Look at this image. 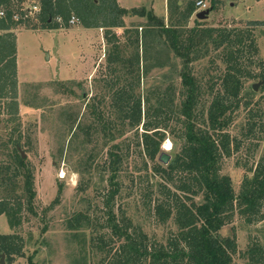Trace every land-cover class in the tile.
Masks as SVG:
<instances>
[{"label": "trees", "instance_id": "16d2710c", "mask_svg": "<svg viewBox=\"0 0 264 264\" xmlns=\"http://www.w3.org/2000/svg\"><path fill=\"white\" fill-rule=\"evenodd\" d=\"M24 1L0 0V10H5V15L0 16V30L3 31L0 33V100L5 99V105L12 113L19 112L17 34L14 29L20 26L26 29L69 27L71 17L76 16L85 27H105L106 37L112 41L115 37L112 28L125 26V15L147 16L153 24L148 22L144 37L167 34L168 53L171 50L183 60L179 69L182 77L179 96H176L175 84L165 89L160 84L144 94L137 91L142 77L149 75L150 70L166 65L158 48L154 44H127L124 48L121 44H113L106 55L110 73L122 72L126 78L116 75V79L105 80L108 90H112L110 107L115 116L94 110L101 127L97 130L109 135L111 140L117 137V132L123 134L134 130L132 143L135 151L145 158L144 169L148 168V158L154 161L160 155L168 131L174 142L180 144L168 164L155 162L154 169L162 179L157 182V189L149 183L147 192H143L149 211L158 221L172 220L178 227L167 244L159 241L149 244L147 235L130 231L116 219L113 202L120 190L117 178L123 156L119 153L120 144L111 148L108 158L110 190L106 200L109 223L104 228H110L111 236L119 239L121 245L106 264H238L234 257L238 252L236 230L232 236H223L220 231L233 223L236 215L247 225L264 217V154L255 167L250 166L249 158H237L238 166L253 172L244 177L239 191L235 189L232 177L223 173L224 160L240 151L246 140L253 145H249V154L254 157L255 148L264 138V98L249 108L248 122L242 126L240 134L228 130L238 116L236 111L242 105L249 107L252 103L254 92L245 89L246 81L264 79L262 61L259 63L262 70L248 69L255 62L253 55L258 52L253 34L225 26H186L198 8V0H187L186 5H181L180 0H169V14L174 19L170 25L145 6L127 9L117 0H35L40 6L35 17L26 15L25 5H20ZM212 7L216 8L215 5ZM16 13L20 14L19 19L14 18ZM201 44H212L215 49H221V59L225 63L224 71L218 77L221 89L214 93L207 106L201 83L189 67L193 60L203 55ZM128 49H131L129 56ZM140 127L144 130L142 133ZM130 142L126 144L129 153ZM11 143L10 158L0 162V215L5 214L14 229L22 223L25 207L36 213L33 208L36 189L33 171L19 150L20 142L14 140ZM20 183L22 194L18 192ZM78 220L71 223L73 228L79 227ZM104 237L98 238L99 248L109 244ZM20 241L22 239L15 234H0V253L6 254L9 264L11 257L22 251ZM253 242L248 254L251 255L250 262H258L263 257L264 246L258 240ZM29 262L38 264L32 256Z\"/></svg>", "mask_w": 264, "mask_h": 264}, {"label": "rangeland", "instance_id": "374dc122", "mask_svg": "<svg viewBox=\"0 0 264 264\" xmlns=\"http://www.w3.org/2000/svg\"><path fill=\"white\" fill-rule=\"evenodd\" d=\"M120 1L123 7L146 2L147 10L154 9L155 2L158 14L166 8L164 0ZM186 1L180 0V4L186 5ZM204 1L207 8L212 9L214 5L216 8L205 19L196 16L197 11L202 10L197 8L186 26H225L251 32L258 52L253 55L255 62L248 69L253 72L262 70L259 63H264V0H215L214 5L213 0ZM34 4L37 6L35 11ZM20 5H25V9L32 6L34 12L30 11V17L37 16L40 11L35 0H25ZM128 21L132 29L142 22L143 31L148 22L153 24L147 16L128 17ZM165 21L170 25L174 19L166 13ZM78 25L82 24L71 23L69 28L26 29L20 26L14 29L18 45L19 112L12 113L6 107L5 99L0 100V162L8 161L12 152L11 142L19 141V150L24 152L34 174L36 197L33 208L36 213L25 207L22 223L14 229L10 227L7 216L0 215V234H15L23 243L21 253L11 257V264H30L31 256L38 264H106L120 250L121 241L111 236L110 228H104L109 223L106 200L111 172L108 158L115 144H120L119 153L123 156L117 178L120 190L113 202L118 222L128 226L130 231L147 235L149 244L154 241L167 244L169 237L178 230L172 220L166 223L158 221L143 199L148 184L156 190L157 182L162 180L154 169L155 162L165 165L160 161V155L154 161L148 158V168L144 169L145 158L135 151L132 143L134 130L123 134L117 132L114 140L97 130L101 127L94 110L113 115L110 107L112 90H108L105 80L116 79V75L121 79L126 77L122 72L110 73L107 66L106 55L113 45L108 42L107 30ZM135 39V36L124 37L120 44L123 48L127 44H137ZM141 41L140 44H154L166 65L143 76L137 91L145 94L157 85L161 84L165 89L175 84L176 96H179L182 85L179 69L183 60L171 50L168 53L170 41L167 34L142 37ZM200 48H203V55L193 60L189 67L201 83L202 97L207 100V106L214 93L221 89L218 77L223 73L225 63L221 59V49H215L212 44H201ZM126 53L129 56L131 49ZM258 81L250 78L245 83V89L254 92L252 103L249 107L242 105L236 111L238 116L228 128L232 134H240L248 122L249 108L264 98L263 84L258 90L253 89V84ZM139 131L142 133L144 130L140 127ZM166 134L161 153L167 152L173 158L180 144L174 142L169 131ZM168 141L169 149L166 148ZM129 142L132 143L130 153L126 147ZM250 143L246 140L240 151L224 160L223 173L232 177L237 191L244 177L253 174L238 166L237 158H249L250 166L255 167L264 154V138L255 148L254 157L249 154L250 146H253ZM21 186L20 183L19 194H22ZM76 218L79 219V227L73 228L71 223ZM234 230L238 241L235 261L238 264H264V254L258 262H250L251 255L248 254L253 241L258 240L264 246V217L247 225L236 215L233 223L225 225L220 232L223 236H232ZM102 236L109 243L105 248L98 247V238ZM4 264H9L6 255Z\"/></svg>", "mask_w": 264, "mask_h": 264}, {"label": "crops", "instance_id": "0c3cea01", "mask_svg": "<svg viewBox=\"0 0 264 264\" xmlns=\"http://www.w3.org/2000/svg\"><path fill=\"white\" fill-rule=\"evenodd\" d=\"M118 1V4L121 6V7H123V5H121V1L120 0H117ZM165 1V6H166V8L163 10V12H162V14H158L157 13V11H156V8H155V2H154V5H153V7H154V9H152V8H150V10H154L153 12L157 15V16H159V17H163L164 19H166V13H169V0H164ZM179 3H180V1H179ZM143 4V3H142ZM139 4V5H131V6H129V7H124V8H127V9H130V8H134V7H143V6H145V4H146V2H145V4ZM146 7V6H145ZM168 15V14H167ZM170 15V14H169ZM132 16H139V15H130V14H128V15H125L124 16V22H125V26H118V27H113L112 28V31H113V34H114V38H113V40L112 41H109L108 40V42L109 43H111V44H120V42H122V38H124V37H132V36H135L136 37V41H135V43H137V44H140L142 41V37H144V34H143V23L141 22V24L140 25H138V26H135V28L134 29H132V28H130L129 26H128V17H132ZM165 16V17H164ZM142 17V16H141ZM80 23V22H79ZM72 27V26H71ZM78 27H84V28H96V27H85V26H83V25H78ZM139 27V28H138ZM140 27L142 28L141 30H140ZM65 28H69V27H65ZM98 29L99 30H102V31H104V29H106L105 27H98ZM107 30V29H106ZM137 30V31H136ZM143 31V32H142ZM138 34H139V36H138ZM103 37H104V33H103ZM104 39H105V37H104ZM108 63V62H107ZM17 65H18V45H17Z\"/></svg>", "mask_w": 264, "mask_h": 264}, {"label": "water", "instance_id": "95a60500", "mask_svg": "<svg viewBox=\"0 0 264 264\" xmlns=\"http://www.w3.org/2000/svg\"><path fill=\"white\" fill-rule=\"evenodd\" d=\"M211 8H206V9H202V10H199L197 13H196V16L199 18V19H205L209 16V14L211 13ZM264 83V79L263 80H259L257 83H254L253 84V89L254 90H258V88ZM22 155L25 156L24 152L22 151ZM160 161L165 163V164H168L171 160V156L167 153V152H162L160 154V157H159ZM5 253H0V257H1V264H4V257H5Z\"/></svg>", "mask_w": 264, "mask_h": 264}, {"label": "built area", "instance_id": "2783aa9c", "mask_svg": "<svg viewBox=\"0 0 264 264\" xmlns=\"http://www.w3.org/2000/svg\"><path fill=\"white\" fill-rule=\"evenodd\" d=\"M197 6H198V9H206L207 8V4L205 3V1L204 0H199V1H197ZM34 11H35V9H37V6L34 4ZM27 10V16H29V13H30V11L31 12H34V11H32V6H31V9L29 8V9H26ZM29 10V11H28ZM198 12V11H197ZM18 14V13H17ZM17 14H15L14 15V18L15 19H19V16L17 15ZM5 15V10L4 9H1L0 10V16H4ZM80 22V20H79V18L78 17H76V16H72L71 17V19H70V24L71 23H73V24H75V23H79Z\"/></svg>", "mask_w": 264, "mask_h": 264}, {"label": "bare ground", "instance_id": "6f19581e", "mask_svg": "<svg viewBox=\"0 0 264 264\" xmlns=\"http://www.w3.org/2000/svg\"><path fill=\"white\" fill-rule=\"evenodd\" d=\"M166 148H170V142L168 141L167 143H166Z\"/></svg>", "mask_w": 264, "mask_h": 264}]
</instances>
